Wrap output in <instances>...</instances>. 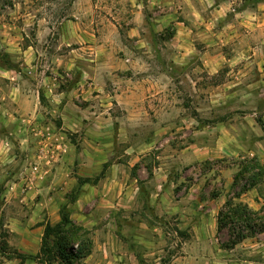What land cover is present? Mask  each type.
<instances>
[{
  "label": "rangeland",
  "instance_id": "1",
  "mask_svg": "<svg viewBox=\"0 0 264 264\" xmlns=\"http://www.w3.org/2000/svg\"><path fill=\"white\" fill-rule=\"evenodd\" d=\"M214 1L264 12V0ZM184 3L186 0H164L163 4L149 0H0V67L20 68L25 57L22 49L31 45L35 66L27 77L36 82L52 80L59 89L70 91L73 114L90 107L102 115L97 118L88 113L74 121L73 126L81 127L82 132L64 129L59 117L39 122L28 116L24 121L29 133L35 125L54 124L76 150L85 147L87 139L111 149L109 159L91 176H79L74 169L77 182L60 207L61 211L67 205L71 211L70 228L83 227L92 241L90 254L75 259L74 264H264V153L215 149L220 135L226 140L222 131L229 124L245 133L240 135L243 148L253 149L256 138H264L245 126L247 114L258 112L257 119L264 114V92L246 86L247 80L258 77L259 70L246 75L231 72L230 67L241 63L234 57L241 44L230 41L214 48L222 47L232 60L222 70L209 72L200 53L207 50L206 44L197 40L185 44L175 38L177 28L169 20L181 19L178 6ZM203 8L211 16L206 3ZM228 11L226 19L237 21L235 11ZM163 16L168 20L158 21ZM238 29L243 31L244 26ZM186 49L190 54L182 56L180 51ZM94 88L98 94L104 88L108 94L118 92L121 104L111 105V99L108 106L101 104L93 98ZM41 98L45 100L43 93ZM138 98L139 102H132ZM106 125L103 134L100 129ZM261 127L264 129V123ZM118 160L124 164L116 174L125 192L139 195L133 208L124 214L115 208L111 212L99 208L104 203L100 196H105L96 194L99 199L87 205L89 213L84 215L88 226L75 221L72 204L87 184L97 185L111 176ZM29 161L20 163L10 178L16 183L13 191L12 183L7 186L0 178V264L8 260L14 264H65L55 257L57 243L51 242V253H41L43 237L37 254L23 253L9 243L11 232L1 214L2 194L6 188L10 195L28 194L19 177ZM74 195L78 198L71 200ZM233 201L258 212V232L246 231L249 237L236 245L230 225L219 229V213ZM20 203L13 206L16 213H29L21 198ZM48 223H42L44 232Z\"/></svg>",
  "mask_w": 264,
  "mask_h": 264
},
{
  "label": "crops",
  "instance_id": "2",
  "mask_svg": "<svg viewBox=\"0 0 264 264\" xmlns=\"http://www.w3.org/2000/svg\"><path fill=\"white\" fill-rule=\"evenodd\" d=\"M171 1L174 3V0ZM156 2L163 4L164 0H149V3ZM205 3L210 9L211 16L204 14L203 4ZM175 7L177 8V5ZM176 8L175 10H177ZM178 8H180L181 19L169 20L170 23L174 22L173 24L177 28L176 33H178V36H175V38H179L185 44L191 40L204 42L207 50L199 52L201 53L203 66L209 72L216 73L222 70L226 66V62L232 60V58L227 59L221 49L222 47L214 48V46H220V42L224 45L230 41H233L234 45L239 43L241 46L235 49L234 57L240 59L241 63L235 64V67H230V71L237 72V74L243 72L246 75L254 69L259 70L258 77L247 80L246 86L254 91H256L255 88L259 87L264 92V46H262L264 44V12H251V8L245 7V5L240 10L232 7L231 2L226 1L218 3L214 1L211 4L210 0H186V3L182 6L179 5ZM230 8L235 11L236 17H238L237 21L226 19L229 16L228 10ZM192 10L195 12L192 13ZM167 20L166 16H163L158 21L166 22ZM240 25L244 26L243 31L238 29ZM66 27L70 28V25H66ZM251 41H254L255 44L250 43ZM30 49H33L31 45L22 49L25 57L20 68L0 67V178L7 186L13 182L10 178L14 177L20 163L27 162L35 151L33 135L31 132L29 133L28 124L24 122L25 117H36L39 122L59 117L63 121L64 129L68 128L80 132H82V128H75L72 124L74 121L79 120L78 118L84 117L88 113L94 114L97 118L102 117L101 114L95 113L90 107L77 109L76 113L73 114L74 108H69L72 104L70 91L59 89L60 85L53 83L52 80L45 79L44 82L40 80L36 82L31 77H27L33 74L35 66ZM180 54L187 56L190 51L187 49L181 50ZM93 90H95V93L97 92L95 88ZM102 92L104 93H96L93 98H98L101 104L107 106L109 99H111V105L121 104L122 95L118 92L115 95L108 94L105 88L101 89ZM42 93L45 96L44 101L41 98ZM87 94L89 93L87 92ZM134 101L139 102L140 100L138 98L132 100V102ZM73 104L76 103L73 102ZM78 111L86 113H79ZM258 115V112L247 114V120L249 121L245 126L249 127L250 130H254L259 137H263L264 129L261 125L264 123V114L257 119ZM94 116L89 115L91 118ZM105 119L108 121L107 117ZM261 120L263 122L260 125ZM50 125L54 126V124ZM100 131H103V134L106 133L107 125ZM222 132L226 140L218 135L219 145L215 146L217 151L228 150L235 153L244 149L253 153H264V138H256L255 147L249 149L243 148L241 144L240 135L245 133L240 134L232 124L223 126ZM69 144L67 143V152L53 176L48 178L46 182L41 183L35 191H31L26 196H18L17 193L10 195L6 188L2 194L5 203L3 205L4 211H1V214L5 216V227L9 228L11 232L9 243L23 253H39L44 235V225L42 223L51 222L56 224L60 221L62 201L65 202L67 193L77 182L74 169L77 168L79 176H91L93 173L100 171L101 165L111 155V149L103 144L94 143L90 139H87L85 147L82 146L80 150L74 149ZM187 150L188 147L183 149L185 153ZM120 166L122 167L124 164L118 160L114 164L115 171L111 176L101 179L97 184L98 186L87 184L84 187L85 192L82 191L81 196L72 204V218L75 221L88 226L84 216L86 212L89 213L86 208H89L87 205H90L91 201L99 199L98 194L105 196V198L100 196L104 203L98 205L99 208L103 206L107 211L115 208L121 210L123 214L124 211L129 212L133 208V200L137 199L139 195L136 191L125 192L123 181L120 175L116 174V170H120ZM90 188L93 190L91 191ZM20 198L21 202L25 204L23 205L24 208L29 210L26 215H19L13 209L14 205L20 203ZM17 216H21L20 219L16 218ZM3 264H14V261L8 260L7 263ZM25 264H28V261Z\"/></svg>",
  "mask_w": 264,
  "mask_h": 264
},
{
  "label": "trees",
  "instance_id": "3",
  "mask_svg": "<svg viewBox=\"0 0 264 264\" xmlns=\"http://www.w3.org/2000/svg\"><path fill=\"white\" fill-rule=\"evenodd\" d=\"M85 182H88V180H85ZM246 190V188L243 189L236 197L239 198ZM76 197L78 198V196L74 195L71 197V200H76ZM60 212L62 216L61 221L56 225L48 223L45 227L41 253L43 251L51 253V242L54 244L57 243V249L54 252L55 257L65 264H74L75 259L85 258L90 254L92 241L88 240L85 236L86 231L83 227L74 225L70 228L73 224L70 217L71 211L67 205H63ZM257 214L258 212L253 211L247 204L242 202L234 203V201L229 202L226 208L219 213V229H222L224 225L226 227L230 225L231 229L229 228V230H233L235 234V239L232 241V244L236 245L249 237L246 231L251 233L258 232L256 229L257 220L255 218ZM77 244L78 248H76Z\"/></svg>",
  "mask_w": 264,
  "mask_h": 264
},
{
  "label": "built area",
  "instance_id": "4",
  "mask_svg": "<svg viewBox=\"0 0 264 264\" xmlns=\"http://www.w3.org/2000/svg\"><path fill=\"white\" fill-rule=\"evenodd\" d=\"M31 134L35 151L19 177L23 183L22 189L26 193L33 191L53 176L68 149L66 135L57 127L35 125L31 129ZM15 185L16 183L10 185V191L15 189Z\"/></svg>",
  "mask_w": 264,
  "mask_h": 264
}]
</instances>
